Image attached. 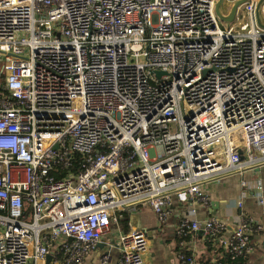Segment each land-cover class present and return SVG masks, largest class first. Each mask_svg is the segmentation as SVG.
Wrapping results in <instances>:
<instances>
[{"label":"built area","instance_id":"1","mask_svg":"<svg viewBox=\"0 0 264 264\" xmlns=\"http://www.w3.org/2000/svg\"><path fill=\"white\" fill-rule=\"evenodd\" d=\"M259 2L226 24L218 0H0V264H83L104 241L119 264H146L145 233L119 232L136 206L160 226L176 217L181 248L197 232L220 241L210 264L254 253L264 222L242 201L229 234L199 212L207 183L264 165ZM77 155V172L52 175Z\"/></svg>","mask_w":264,"mask_h":264},{"label":"crops","instance_id":"2","mask_svg":"<svg viewBox=\"0 0 264 264\" xmlns=\"http://www.w3.org/2000/svg\"><path fill=\"white\" fill-rule=\"evenodd\" d=\"M243 159H247L245 156ZM260 181L264 185V165L251 171L247 166L243 173H232L226 177L211 181L205 185L206 192L211 196L213 205L199 212L200 218L218 216L228 222L229 234L235 229L237 216L240 212L238 203L242 201L245 214L257 221L264 222V207L257 199L254 185ZM247 183V187L243 184ZM178 224L176 217H171L166 226H160L157 215L148 206H136L133 209L119 213V232L140 231L148 239V250L145 255L146 264H180L179 254L191 252L195 254L198 263L201 260H214L222 257L221 243L217 240L205 239L197 232L183 239L184 247L179 245L180 239L175 233ZM101 247L93 251L83 264H101V257L106 254L109 260L106 264H119L120 252L117 246L104 241ZM114 245V244H112ZM116 245V244H115ZM254 253L246 257L243 264H264V235L253 239Z\"/></svg>","mask_w":264,"mask_h":264},{"label":"water","instance_id":"3","mask_svg":"<svg viewBox=\"0 0 264 264\" xmlns=\"http://www.w3.org/2000/svg\"><path fill=\"white\" fill-rule=\"evenodd\" d=\"M248 0H240L238 1L232 8L231 13L228 16H224L221 12V7L223 5L224 0H218L217 6H216V13L218 15V17L220 18V20L226 24H231L234 21L235 18V13L237 8L242 5L243 3H245ZM264 5V0H260V2L257 5L256 8V19H257V24L264 29V17L262 15V8ZM157 76H161L163 75L162 72H157L156 73ZM102 245H99V247H101ZM51 261V256L47 257V263H49Z\"/></svg>","mask_w":264,"mask_h":264},{"label":"trees","instance_id":"4","mask_svg":"<svg viewBox=\"0 0 264 264\" xmlns=\"http://www.w3.org/2000/svg\"><path fill=\"white\" fill-rule=\"evenodd\" d=\"M81 160H82V156L77 155L76 156V162L74 163L75 165H74V167L72 169H62V168H58L57 170L54 169V171L52 172V175H54L56 178L59 179V178H62L63 176H65V175H67L70 172V170H72L74 172H77L78 171L77 163L79 161H81ZM187 254H190V253H187ZM245 259H246V257L245 258H241V259H237L235 261H232V260H230L229 258L226 257V258H224L222 260L225 263H227V264H243L244 261H246ZM210 262H211V260H201L199 264H210Z\"/></svg>","mask_w":264,"mask_h":264},{"label":"rangeland","instance_id":"5","mask_svg":"<svg viewBox=\"0 0 264 264\" xmlns=\"http://www.w3.org/2000/svg\"><path fill=\"white\" fill-rule=\"evenodd\" d=\"M143 61V60H142Z\"/></svg>","mask_w":264,"mask_h":264}]
</instances>
